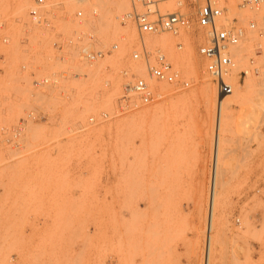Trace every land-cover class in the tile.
<instances>
[{"label": "rangeland", "instance_id": "rangeland-1", "mask_svg": "<svg viewBox=\"0 0 264 264\" xmlns=\"http://www.w3.org/2000/svg\"><path fill=\"white\" fill-rule=\"evenodd\" d=\"M223 1L245 26L264 16V0L259 11L239 10L235 0ZM65 2L68 9L75 7L72 0ZM33 3L0 0V21L13 37L11 48L0 51L6 55V63L0 62L4 70L0 75V131L19 125L30 110L25 104L31 101L40 106L38 112L47 115L46 121L27 126L18 148L0 144V264H13L12 256L24 241L21 230L26 227L34 230L26 264H43L50 248L58 264L76 260L75 247L84 241L78 237L77 227L91 217L93 206L70 200L66 204L53 202L50 196L85 191L86 179L48 173L49 167L74 165L110 170L118 201L111 207L115 214H125L123 234L132 260L139 257L141 264H181L182 260L206 264L211 215L209 264H255L254 245H264V226L263 232L259 231L252 218L264 212V33L250 32V41L239 48L233 79L237 100L233 94L221 109L217 87L205 74L206 61L199 54L205 43L201 33L165 34L167 41L162 47L193 84L188 89L160 85L161 96L156 102L120 114L118 102L134 82V75L148 78L141 64L132 59V49L139 42L136 28L133 24L122 26L119 19L131 10V0L105 3L99 19L82 29L84 35L94 36L97 49L106 52L96 63H56L51 60L48 38H39L41 44L34 52L40 56L35 63L44 75L64 71L79 75L60 78L61 94L35 90L29 76L19 74L21 65L29 61L20 36ZM160 7L163 15L177 10L175 0H166ZM185 11L195 26L196 6ZM60 28L67 36L74 30L66 21ZM116 43L119 49L112 51ZM245 69L252 70L247 78L240 76ZM202 92L211 101L209 106ZM233 97L235 102H231ZM103 113L110 115L108 121L101 122ZM90 117L98 123L88 125ZM216 150L212 205L211 167ZM93 179L100 181L102 176L87 180ZM51 214H57L53 221L57 232L46 234L39 219ZM19 216H34L35 221L25 224ZM112 223L116 234L119 221ZM122 246L117 242L112 255L117 256Z\"/></svg>", "mask_w": 264, "mask_h": 264}, {"label": "built area", "instance_id": "built-area-1", "mask_svg": "<svg viewBox=\"0 0 264 264\" xmlns=\"http://www.w3.org/2000/svg\"><path fill=\"white\" fill-rule=\"evenodd\" d=\"M75 7L68 9L65 0H34L29 11V21L23 25L20 44L29 61L20 67V75L27 74L32 80L35 90L47 93L49 91L64 92L60 78L68 79L69 75L79 77L70 71L48 73L44 75L42 68L35 63L40 54L34 52L36 46L41 43L40 37H47L53 51L52 61L61 65L76 62L93 64L103 59L105 50L95 47L93 35H84L82 29L93 25L104 11V4L117 2L118 0H72ZM166 0H131V10L120 16L122 26L133 24L136 28L139 42L132 49V59L140 63L148 78L134 75L131 83L120 98L117 112L127 113L139 106H149L157 101L159 96L158 87L167 85L173 88L188 89L193 84L192 80L184 78L183 73L170 61L162 46L149 43L147 39L170 34L180 36L199 31L204 38V45L199 49V54L206 61L205 74L212 80L218 90V96L222 103L234 94V76L237 70V52L241 45L250 41V32L264 33V16L260 22L251 21L248 26L241 24L237 17L232 16L223 0H175L177 10L175 13L161 14V4ZM239 10L255 8L261 10L263 0H235ZM197 8L195 26L192 18L185 10ZM70 23L74 30L69 36L61 33L60 24ZM13 44V37L8 33L4 22L0 21V51L8 50ZM179 48L183 46L179 44ZM119 49V44L111 46L112 51ZM0 62L6 63V55L0 54ZM251 66L255 61H250ZM252 72L245 69L240 76L247 78ZM258 73V69H254ZM4 70L0 68V75ZM127 74V73H125ZM30 110L25 111V117L19 125L12 128H2L0 131V144L7 148H18L22 138L31 122L46 121L47 115L39 110V105L33 101L25 104ZM110 115L103 113L101 122L108 121ZM98 119L90 117L87 124L96 125ZM78 126L83 125L78 123ZM83 130V128H80ZM218 166V151L216 150L212 162L211 177V203H214L216 190L215 172ZM212 222L207 227V243L205 251L206 264H209L211 249Z\"/></svg>", "mask_w": 264, "mask_h": 264}, {"label": "crops", "instance_id": "crops-1", "mask_svg": "<svg viewBox=\"0 0 264 264\" xmlns=\"http://www.w3.org/2000/svg\"><path fill=\"white\" fill-rule=\"evenodd\" d=\"M48 173L58 174L60 177L68 175L83 177L86 179L85 184L86 190L77 189L76 191L63 196L62 195H51L53 202L66 204L69 200L77 204L92 205L91 217H86L81 222V225L77 227L78 237H81L84 241L78 242L75 247L76 260L69 263L60 264H141V259L137 257L135 260L131 259V252L125 247L126 236L124 232V213L114 212L112 205L118 203L116 196L113 195L116 183L110 179V170L103 167H93L92 169L86 166H54L48 168ZM102 176V179L91 181L87 180L89 177L94 178ZM0 194L2 192L0 191ZM119 203H123L120 198ZM57 214H51L48 218L39 219L43 225L42 230L46 234H53L57 232L56 225L53 221L57 220ZM258 223L259 231L263 232L264 226V212H259L252 216ZM23 223L35 221L34 216H19L18 218ZM118 219L119 221V232L115 234V226H113V220ZM41 226V225H40ZM21 234L24 237V241L19 246V251L14 253L12 256L13 264H26L25 258L30 251L27 247L30 245V239L34 236V230L30 227H26L21 230ZM264 235V232H263ZM121 242L123 246L118 248V255H112V251L116 252L115 244ZM35 245V242L33 243ZM257 254L254 257L255 264H264V245L255 244ZM28 250V251H27ZM50 248V256L45 259L43 264H58L54 262L53 252ZM65 251V250H64ZM181 264H189L187 260H182Z\"/></svg>", "mask_w": 264, "mask_h": 264}, {"label": "bare ground", "instance_id": "bare-ground-1", "mask_svg": "<svg viewBox=\"0 0 264 264\" xmlns=\"http://www.w3.org/2000/svg\"><path fill=\"white\" fill-rule=\"evenodd\" d=\"M116 7L118 8V6L116 5ZM23 9V8H22ZM192 11V10H191ZM190 12V11H189ZM110 13H111V11H110ZM167 41V37L164 35H161V36H159V37H155V38H150L149 40H148V42L149 43H153L154 45H158V46H165V42ZM243 52V51H242ZM240 54V53H239ZM218 91V90H217ZM235 95L237 94V93H234ZM234 95V96H235ZM202 96L204 97V100H205V105L207 104L208 106L211 104V101L210 100H207L206 99V93H203L202 92ZM245 96V95H244ZM243 96V97H244ZM236 97H237V95L235 96V99H236ZM218 98H219V104L221 103V101H222V98L221 97H219L218 96ZM234 97H233V100H231V102H235L234 100ZM239 99V98H238ZM237 100V99H236ZM241 100V99H240ZM163 108V107H162ZM209 108V107H208ZM220 109V108H219ZM206 110H208V109H206ZM208 114V113H207ZM219 118V120L217 121L218 122V126H217V134H216V136H217V140H218V136H219V133H218V131H219V122H220V116L218 117ZM133 170H134V168H133ZM132 174H133V172H132ZM215 175V177H216V174H214ZM216 179V178H215ZM146 203V202H145ZM151 204V203H150ZM149 205V204H148ZM135 207V206H134ZM138 208V207H137ZM136 208V209H137ZM131 209H132V207H131ZM150 209V208H149ZM134 210V209H133ZM135 211V210H134ZM141 211V210H140ZM145 210H143V212H144ZM147 211V210H146ZM135 212H137V211H135ZM140 213H142V212H140ZM134 214V213H133ZM132 214V215H133ZM144 215H146V214H144ZM133 217H134V215H133ZM211 218H212V216L210 215V222H211ZM210 222H209V224H210Z\"/></svg>", "mask_w": 264, "mask_h": 264}]
</instances>
